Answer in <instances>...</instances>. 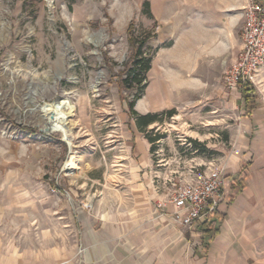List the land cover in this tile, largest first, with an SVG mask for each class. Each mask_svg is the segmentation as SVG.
<instances>
[{
  "label": "rangeland",
  "instance_id": "rangeland-1",
  "mask_svg": "<svg viewBox=\"0 0 264 264\" xmlns=\"http://www.w3.org/2000/svg\"><path fill=\"white\" fill-rule=\"evenodd\" d=\"M201 1L0 0L3 250L84 260L96 253L92 234L123 219L134 224L145 202L171 199L191 166L230 170L240 112L223 76L239 44L199 61L186 22L153 11L163 2ZM141 41L151 67L126 88ZM57 99L59 113L48 106ZM133 101L139 114L156 115L144 131ZM62 110L73 111L69 137L46 130ZM71 154L76 168L67 170Z\"/></svg>",
  "mask_w": 264,
  "mask_h": 264
},
{
  "label": "crops",
  "instance_id": "crops-1",
  "mask_svg": "<svg viewBox=\"0 0 264 264\" xmlns=\"http://www.w3.org/2000/svg\"><path fill=\"white\" fill-rule=\"evenodd\" d=\"M245 4V0L163 2L153 11L162 21L186 22L188 45L199 61L215 60L238 44L241 49ZM192 70L201 76L199 68ZM260 80L259 89L246 99L233 91L232 105L240 112L238 147L227 169L225 198L211 216L214 226L208 227L203 219L195 229L184 227L172 218L173 204L159 208L150 200L140 207L134 224L123 219L110 224L108 231L92 234L96 253L84 260L55 256L46 262L39 256H15L3 250L0 240V264H264V67Z\"/></svg>",
  "mask_w": 264,
  "mask_h": 264
},
{
  "label": "built area",
  "instance_id": "built-area-1",
  "mask_svg": "<svg viewBox=\"0 0 264 264\" xmlns=\"http://www.w3.org/2000/svg\"><path fill=\"white\" fill-rule=\"evenodd\" d=\"M241 30L242 47L235 61L224 73L223 81L231 90L240 91L249 86L259 89L264 67V0H246ZM229 174L220 165H194L187 177L174 189L168 201L157 203L159 208L173 204L172 218L189 229L197 222L215 215L225 198Z\"/></svg>",
  "mask_w": 264,
  "mask_h": 264
},
{
  "label": "trees",
  "instance_id": "trees-1",
  "mask_svg": "<svg viewBox=\"0 0 264 264\" xmlns=\"http://www.w3.org/2000/svg\"><path fill=\"white\" fill-rule=\"evenodd\" d=\"M129 37L131 40H134V34L129 29L128 31ZM145 41H141L135 51L134 55V64L133 67L130 68L127 71L126 78L123 79V83L127 84L125 85L126 88H132L135 83L140 84L145 78L147 72L150 70L151 67V58H146L144 55V52L142 51V47L144 46ZM130 83V84H129ZM255 89L253 87L244 86L241 87L240 92L243 96V98H248L252 93H254ZM129 109L131 110V114L136 118L137 126L141 131H144L145 127H147L149 124L154 122L156 120V115L152 113H148L145 115L139 114L135 110V101L128 102ZM170 115L173 114V112H169ZM157 139L150 138V141L153 142ZM194 141V140H191ZM196 142V141H194ZM208 227L214 226L216 223V219L212 217H208L204 222Z\"/></svg>",
  "mask_w": 264,
  "mask_h": 264
},
{
  "label": "bare ground",
  "instance_id": "bare-ground-1",
  "mask_svg": "<svg viewBox=\"0 0 264 264\" xmlns=\"http://www.w3.org/2000/svg\"><path fill=\"white\" fill-rule=\"evenodd\" d=\"M52 3H53V0H49V5L50 6H52ZM63 101H65V99H63ZM61 102L62 101L60 99H57L53 103L49 104L48 106L50 108H54V111L56 113H59V110H60V107H61L60 106ZM72 110L68 111L67 113H63L64 110H62V112H61L62 114H60V115L58 114L57 116H53V118L51 119V123L48 125L49 131H53V130L60 131V132H62L64 134L65 137H69L71 129H69L67 127V124L65 123V121H66V118L68 117L69 114H70V116L73 115V111ZM65 167H66L67 170H72V169L76 168V164L74 162V155L73 154L70 155L68 161L66 162Z\"/></svg>",
  "mask_w": 264,
  "mask_h": 264
},
{
  "label": "water",
  "instance_id": "water-1",
  "mask_svg": "<svg viewBox=\"0 0 264 264\" xmlns=\"http://www.w3.org/2000/svg\"><path fill=\"white\" fill-rule=\"evenodd\" d=\"M46 130L49 131V127H47Z\"/></svg>",
  "mask_w": 264,
  "mask_h": 264
}]
</instances>
